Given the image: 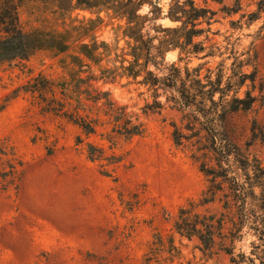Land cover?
Segmentation results:
<instances>
[{"label":"rangeland","instance_id":"1","mask_svg":"<svg viewBox=\"0 0 264 264\" xmlns=\"http://www.w3.org/2000/svg\"><path fill=\"white\" fill-rule=\"evenodd\" d=\"M90 1L65 12L36 0L18 8L23 32L65 33L68 48L0 64V264H264L252 218L223 196L230 181L217 177L214 198L203 202L212 183L201 164L228 168L214 159L219 143L185 129L195 117L172 91L142 83L172 64L202 84L221 79L228 91L222 102L214 96L225 110L218 131L249 163L245 173L230 157L228 178L254 176L264 169V0H133L132 24L127 0ZM185 2L205 10L198 46L164 50L159 42L171 34L161 30L181 26L168 12ZM246 92L250 109L227 110ZM135 125L140 134L127 136ZM175 128L189 136L180 145ZM181 207L213 218L209 248L175 231Z\"/></svg>","mask_w":264,"mask_h":264},{"label":"trees","instance_id":"2","mask_svg":"<svg viewBox=\"0 0 264 264\" xmlns=\"http://www.w3.org/2000/svg\"><path fill=\"white\" fill-rule=\"evenodd\" d=\"M22 1L27 0H0V64L13 60H25L33 52L37 50H53L56 52H64L68 48L67 35L65 33H54L40 30H34L32 32H23L19 26L18 8ZM43 3H52L57 10L65 12L67 10L74 9H90L92 2L90 0H36ZM104 1V0H102ZM142 2V1H140ZM135 2L133 0H127L126 6L129 8L126 15L128 16L129 23L134 17L132 8ZM187 4V5H186ZM188 9H187V8ZM204 9H197L193 6L192 2H185L183 5L175 4L168 12V19L172 22H180L181 26L178 28H166L161 30L164 33H170V36H163L159 42L160 48L164 50H181L184 46L193 45L195 49L198 45L194 44L193 37L199 36L202 30L196 29V21L203 18ZM133 23V22H132ZM131 23V24H132ZM190 25V28H187ZM129 31L134 30L132 26L128 28ZM131 38V34L127 35ZM96 46L94 44L93 48ZM82 54L86 58L93 59L90 56L87 45L80 47ZM192 48V49H193ZM191 50L197 53V50ZM136 50V49H135ZM188 53V52H187ZM132 57L136 60L137 56L132 54ZM134 60V61H135ZM128 71L127 75L133 79L137 78L138 71H132V67L125 69ZM169 74H165L163 77L158 78L150 71L143 78V84L150 87L161 86L165 91L170 90L174 93V96L170 99L176 104H179L180 109L190 110L195 118L188 121L185 126L186 130L191 131V134L198 136L200 133H205V137L208 141L211 140L213 145L216 142L219 143V154L213 150L214 159L217 165L225 164L228 168L224 169L222 166V174H218L213 168H205V164H201L200 169L206 176H211L212 183L206 197L203 202L208 203L210 199L214 198L216 193L215 189L218 188V184L215 183L217 177H222V184L230 181L228 189L231 195L224 193L226 198L231 197L238 206L243 215L240 217H246L249 215V219L252 218L254 230L258 233L260 241L264 242V169L258 167L254 168V176L244 174V180L239 181L238 176L228 178L227 172L229 171V158L233 157L237 165V168L244 171L249 166L247 160H241L240 151L230 143L228 138L219 133L221 128L220 123L224 118L225 110L218 111L216 106L218 101H214L215 94L219 93V101L222 102V95L228 89H222L221 79L215 81L208 80L206 84H202L201 80L195 78L196 75L191 73L188 68L184 69L183 76L182 71L174 64L170 65ZM192 72H197L194 69ZM245 79H250L253 82L251 75L244 76ZM206 87H208L207 90ZM199 99V101H197ZM208 101L211 104V108L204 109V102ZM255 98L251 96L249 92L245 93L244 98H233L228 103L227 110L238 111L248 110L254 103ZM157 105H160L157 103ZM194 108H197L196 110ZM194 109V110H193ZM203 119L200 121L199 117ZM197 118V119H196ZM198 123V126L196 125ZM82 124H80L81 126ZM127 136H134L140 134V125L132 126L131 128L124 130ZM189 136H184L177 128L174 129V142L176 145L181 144V139H187ZM218 155V156H217ZM238 163V164H237ZM247 173V172H245ZM255 189H259V194L254 193ZM223 191V187H222ZM250 204V208L246 209V204ZM251 201V203H250ZM257 201V204L255 203ZM227 204V202H226ZM248 210V211H247ZM249 212V213H245ZM259 212V214H257ZM247 219V218H246ZM221 223L217 221V226ZM174 229L180 236H186L187 238L196 237L199 242L205 247L209 248L214 240V234L216 226L213 223L212 217L200 218L197 214H191V212L185 208H180L178 212L177 221L174 223ZM233 262V260H231Z\"/></svg>","mask_w":264,"mask_h":264}]
</instances>
